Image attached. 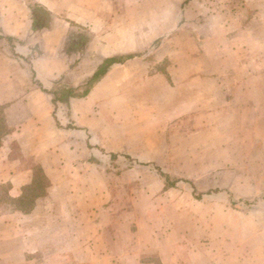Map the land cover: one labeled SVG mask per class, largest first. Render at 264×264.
Wrapping results in <instances>:
<instances>
[{"label": "rangeland", "instance_id": "374dc122", "mask_svg": "<svg viewBox=\"0 0 264 264\" xmlns=\"http://www.w3.org/2000/svg\"><path fill=\"white\" fill-rule=\"evenodd\" d=\"M131 3L127 21L126 16L119 20L121 15L114 14L118 20L94 26L98 30L111 26L115 41H124L114 44L118 49L153 62L150 74H158L163 83L169 81L177 90V99L188 95V100L177 101L175 115L140 112L138 120L129 123L134 132L130 136L136 140L130 149L132 154L120 151L116 146L120 143H114L117 151L98 149L96 157H90L92 169L73 168L70 172L86 174L88 183L65 184L66 191L86 185L97 196L104 194L106 205L112 208L111 215H97L98 221L109 224L105 238L128 239L134 255L141 248L133 246L137 243L152 251L128 264H162L155 256L157 252H166L168 247L163 245L181 239H187L188 246L180 247V253L192 250L193 264L204 255L213 258V264L215 258L220 263L232 244L239 254L226 264H251L250 260L264 255V127L249 126L247 115L242 114L218 119L214 102L203 110L201 94L206 90L209 96L215 95L211 80L217 78L264 82V0ZM210 18L213 20L208 23ZM224 24L228 35L242 33L237 35V41L244 44L240 53H220L218 33L223 32L218 26ZM62 25L67 30L63 45L67 50L75 44L69 39L72 32L93 34L87 27ZM225 39H221L223 43ZM100 41L97 47L103 46L104 40ZM90 54L83 51L74 57L83 63L92 57ZM206 80L209 85L202 88ZM163 95L168 93L162 87ZM185 106L192 108L185 110ZM2 113L0 108V116ZM0 122L7 129L3 118ZM47 185L40 169H36V182L25 188L22 197H8L4 185L0 189L4 214L18 208L31 209ZM117 246L114 249L120 248L119 243Z\"/></svg>", "mask_w": 264, "mask_h": 264}, {"label": "crops", "instance_id": "0c3cea01", "mask_svg": "<svg viewBox=\"0 0 264 264\" xmlns=\"http://www.w3.org/2000/svg\"><path fill=\"white\" fill-rule=\"evenodd\" d=\"M133 1L139 5V0ZM34 5L50 13V27L34 29ZM130 5V0H0V118L7 126L3 129L0 125V189L5 185L8 197H22L25 188L36 182V169L43 172L48 182L31 209H13L7 216L0 194V264H128L140 261L150 252L144 244L131 243L141 246L134 255L128 239L105 238L109 224L98 221L97 215H111L112 208L106 205L104 194L97 196L86 185L76 190L65 188V184L88 183L86 174L70 172L73 168L92 169L90 157H96L98 149L117 151L114 143H120L116 145L120 151L132 154L130 149L136 140L130 136L134 132L129 123L138 120L140 112L175 115L177 101L187 99L188 95L177 99V90L169 81L165 79L163 83L158 74H150L153 62L118 49L111 26L100 30L94 26L118 20L114 14L121 15L119 20L126 16L127 21ZM64 22L93 32H88L90 39L80 51L63 47L67 35ZM218 29L223 32L218 33L219 38H226L224 43L218 41L220 53H240L244 44L237 41V35L241 32L228 35L226 24ZM100 40L104 44L97 47ZM83 51L92 57L77 62L74 55L78 57ZM123 54L133 57L110 66L85 97L54 103V96L44 91L63 87L64 83L68 87L80 86L94 75L105 58ZM212 82L216 94L209 96L202 90L203 110L210 108L211 101L220 120L226 115L242 114L247 115L249 126L264 127L262 80L234 77ZM202 83V88L208 87L209 80ZM162 87L167 96L162 97ZM188 107L191 110L192 106H185V110ZM117 243L120 248L114 249ZM186 243L187 239H181L167 246L162 244L168 247L166 252L161 249L155 256L162 264H193L192 250L180 253V247L188 246ZM227 252L220 263L215 258V263L235 261L239 249L232 244ZM212 259L204 255L195 264H213ZM250 263L264 264V255Z\"/></svg>", "mask_w": 264, "mask_h": 264}, {"label": "trees", "instance_id": "16d2710c", "mask_svg": "<svg viewBox=\"0 0 264 264\" xmlns=\"http://www.w3.org/2000/svg\"><path fill=\"white\" fill-rule=\"evenodd\" d=\"M32 13L34 19V29L40 30L50 27V13L47 10L38 5H34L32 6ZM69 39H71L73 43L75 42V44H72L73 47H71V49L80 51L87 45L90 38L89 35L84 32H72L70 34ZM131 57H133V55H121L105 58L103 63L99 66L98 70L94 73V75L84 84L77 87L63 86L57 87L53 90L44 89V91L54 96V103H56L57 101L66 102V100L71 97H85L86 95H88L95 82H97L104 74H106L110 66L117 63H123ZM81 89H83L82 92H80Z\"/></svg>", "mask_w": 264, "mask_h": 264}]
</instances>
